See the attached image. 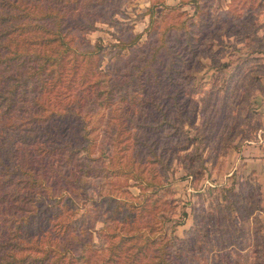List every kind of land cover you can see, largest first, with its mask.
<instances>
[{
    "label": "rangeland",
    "instance_id": "1",
    "mask_svg": "<svg viewBox=\"0 0 264 264\" xmlns=\"http://www.w3.org/2000/svg\"><path fill=\"white\" fill-rule=\"evenodd\" d=\"M77 3L88 26L68 24V49L32 26L0 34V170L53 189L15 238L52 251L17 256L257 264L264 182L242 150L264 143V0Z\"/></svg>",
    "mask_w": 264,
    "mask_h": 264
},
{
    "label": "trees",
    "instance_id": "2",
    "mask_svg": "<svg viewBox=\"0 0 264 264\" xmlns=\"http://www.w3.org/2000/svg\"><path fill=\"white\" fill-rule=\"evenodd\" d=\"M77 2L78 0H0V22L6 23L2 24L4 28L0 27V34L8 35L11 31L16 29L27 32V28L32 26V28L43 29L45 33L43 39H48L47 43L57 42L68 49L70 48L69 39L67 38L70 29H67L68 24L75 23L82 29L88 26L86 23L78 22L77 20L82 10ZM150 16L153 18V12L150 13ZM38 58L40 63L34 70L35 72L37 71V73H39V70L45 65L42 62V57L38 56ZM5 74V70L0 68V85L5 84V82H1L4 80ZM35 112L38 113L39 111L35 109ZM10 169L11 166H6L0 170V264H28L30 259L28 255L26 254L21 257L17 256L16 248L21 250L33 246L36 251H44L45 254H43V256H33L32 263L39 260L43 261L48 258V253H50L52 249H45L40 246L37 238L32 239L28 231L26 234V241H18L15 238L19 236L22 226L28 227L30 224H33V216L35 217L37 215L38 206L43 204V200L34 198V195L38 192L45 193L48 190V195L50 196L53 189L51 185L46 182V179L42 176H38L31 166L28 167L25 164L17 163L12 170ZM16 174H19L20 177L16 179V183H13V176ZM21 177H24V179H21ZM9 185L14 186L11 191V197L6 189ZM54 198L56 199V197ZM112 199L119 201L114 197H112ZM261 200L262 197L260 196V201ZM8 204L15 207V213L10 212V205ZM244 215L245 214H243V216ZM260 221L261 219L259 223ZM62 223H64L65 226L68 225L66 222ZM36 234L37 233L34 235ZM56 238L57 234H55V239ZM6 244L7 248H4ZM260 249H264V247L258 244L255 249V253L258 257L264 255V252L261 253ZM242 256L244 259L246 258L248 264H253V262L249 260V252L246 254L244 253ZM159 262H161V260ZM231 263L233 262L230 261V264ZM257 264H264V256L260 257Z\"/></svg>",
    "mask_w": 264,
    "mask_h": 264
},
{
    "label": "crops",
    "instance_id": "3",
    "mask_svg": "<svg viewBox=\"0 0 264 264\" xmlns=\"http://www.w3.org/2000/svg\"><path fill=\"white\" fill-rule=\"evenodd\" d=\"M248 148H243L242 153L245 156L243 158V161H250L251 158H249V155H254L255 157V162L258 170V174L260 177H262V182H264V143L262 146L258 148H251V146H247ZM262 192H263V197H262V203L264 205V183L262 184Z\"/></svg>",
    "mask_w": 264,
    "mask_h": 264
}]
</instances>
